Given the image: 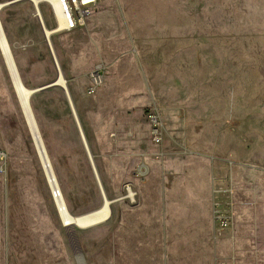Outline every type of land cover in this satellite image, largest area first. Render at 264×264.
<instances>
[{"label": "rangeland", "instance_id": "1", "mask_svg": "<svg viewBox=\"0 0 264 264\" xmlns=\"http://www.w3.org/2000/svg\"><path fill=\"white\" fill-rule=\"evenodd\" d=\"M0 23L23 86L54 82L33 5ZM49 45L110 216L64 225L102 205L71 108L30 97L44 166L0 50V264H264V0H98Z\"/></svg>", "mask_w": 264, "mask_h": 264}, {"label": "bare ground", "instance_id": "2", "mask_svg": "<svg viewBox=\"0 0 264 264\" xmlns=\"http://www.w3.org/2000/svg\"><path fill=\"white\" fill-rule=\"evenodd\" d=\"M27 1H29L33 5V8L35 10V15H36V17L40 18L42 25L44 23H43V15L41 12V4L43 2H46V3L48 2V3H51L52 6H54L53 7V9H54L53 14L56 18V23H57L56 28H45L43 25L44 37H45V39L47 38L49 41L50 36L59 33L62 29V26H63V21L59 15L58 10L56 9L55 5L53 4V0H27ZM0 5H2V4H0ZM0 50L2 52V55H3V58L5 60L7 69L9 71L8 73L10 74V78H11L14 90L16 92V95H17V99L19 102L21 112H22L23 117L27 123V126L31 132V136L33 138L37 153H38L40 160L42 161L43 165L47 166V164H48L47 155L45 153V149L43 147L41 138H40L38 131H37L36 124L34 122V118L32 116L31 110H30L29 101H30V97H32L30 95L31 90L26 89L23 86V84L21 83V81H19L20 79H18V77L16 75L17 70H16L15 65L13 63V60L11 58L9 48H8L3 30L1 27V23H0ZM51 50H52V48H51ZM53 56H54V54H53ZM54 59H55V57H54ZM55 62H56V59H55ZM56 64H57V62H56ZM57 67H58V65H57ZM59 72H60V70H59ZM58 83L60 85H63V83L60 81V78H59ZM95 170H96V168H95ZM46 171H47V176H48L49 180L52 181V183H53V181H54L53 175L51 174V172L47 168H46ZM52 191L54 192V194L56 196L58 191L57 190L56 191L52 190ZM108 202L109 201L106 199V197L104 200L102 198V205L99 209H97L93 212H90L88 214L81 215V216L70 215L63 208L61 203H58V207L61 210V215H62V218L64 221V225L66 223V225H68V226L84 228V227H89V226H93V225L105 222L109 218V216H110L109 205L110 204ZM60 210H58L59 213H60ZM77 254L78 253L76 252V255Z\"/></svg>", "mask_w": 264, "mask_h": 264}, {"label": "built area", "instance_id": "3", "mask_svg": "<svg viewBox=\"0 0 264 264\" xmlns=\"http://www.w3.org/2000/svg\"><path fill=\"white\" fill-rule=\"evenodd\" d=\"M97 1L98 0H53V4L63 21L60 32H71L83 26L89 18L92 9L96 6ZM43 3L47 4L52 12L54 11V6H52L51 3ZM101 72V67H96L94 72L90 75V94L93 93L96 87L101 83ZM157 134L156 132L155 136H157ZM138 171L142 174V172H144V167H140Z\"/></svg>", "mask_w": 264, "mask_h": 264}, {"label": "water", "instance_id": "4", "mask_svg": "<svg viewBox=\"0 0 264 264\" xmlns=\"http://www.w3.org/2000/svg\"><path fill=\"white\" fill-rule=\"evenodd\" d=\"M19 1H22V0H16V1H14V2L4 3V4L0 5V10H2L4 7H6V6H8V5H11V4H14V3H17V2H19ZM38 19H39V22H40V24H41V26H42V30H43V25H42V23H41V20H40V18H38ZM46 41H47V43H48L50 53H51V55H52V57H53V60H54L55 66H56V70H57V78H56V80H55L54 82H52V83H50V84H47V85H45V86H42V87H39V88H36V89L31 90V94H30V95H31V96H34V95H36V94H38V93L44 92V91H46V90H49V89H51V88H55V87H56V88H60V89L63 90V92H64V94H65V96H66V99H67V101H68V104H69V106H70V108H71V111H72V114H73V117H74V121H75V123H76L77 129H78V132H79V136H80V139H81L82 145H83V147H84V150H85L86 156H87V158H88L89 164H90V166H91L92 172H93L94 177H95V179H96V183H97V186H98L99 192H100V194H101V196H102V198H103V200H104V199H105L104 191H103L102 185H101V183H100L99 177H98V175H97V172H96V170H95V167H94V163H93V159H92L91 153H90V151H89V149H88V146H87L86 140H85L84 135H83V133H82V130H81L80 126H79L78 120H77V118H76V115H75V112H74V109H73V106H72V103H71V100H70V96H69V94H68V91H67V88H66V85H65V82H64V80H63L62 75L60 74L61 72H59V69H58L57 64H56V62H55V59H54V56H53V52H52V50H51V47H50V45H49V41H48L47 38H46ZM16 75H17V77H18V79H19V76H18L17 73H16ZM59 78H60V81L63 83V85H60V84L58 83ZM19 81H20V80H19ZM30 133H31V132H30ZM108 203L110 204V202H108ZM109 212H110V208H109Z\"/></svg>", "mask_w": 264, "mask_h": 264}]
</instances>
